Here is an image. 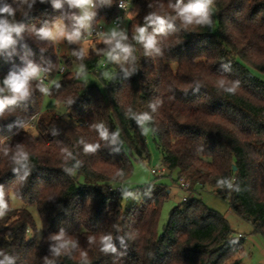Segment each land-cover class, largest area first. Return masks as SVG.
Masks as SVG:
<instances>
[{
	"label": "trees",
	"instance_id": "trees-1",
	"mask_svg": "<svg viewBox=\"0 0 264 264\" xmlns=\"http://www.w3.org/2000/svg\"><path fill=\"white\" fill-rule=\"evenodd\" d=\"M117 1L91 0L93 15L80 26L81 7L66 0L60 8L52 0H0V7L13 9L0 18L23 29L12 34L14 44L0 49V99L12 95L3 83L10 72L29 62L38 69L28 97L0 114V190L7 205L0 217V260L228 264L243 239L232 237L220 213L198 198L186 199L159 231L167 188L149 184L125 192L120 184L131 176L133 161L149 159V127L168 174L176 172L193 190L228 193L230 208L264 237V0H213L199 24L184 23L178 0H134L137 12L120 40L131 51L116 49L115 59L109 56L112 38L92 40L84 51L65 35L60 41L67 53L61 55L54 39L38 35L41 29L53 32L60 21L80 38L101 18L111 22ZM192 2L180 0L181 6ZM157 17L165 21L162 32ZM139 28L155 39L154 48L137 38ZM87 72L97 75L103 90L85 82ZM41 74L48 87L38 80ZM45 94L64 106L62 116L41 111ZM145 113L151 119L142 127L134 116ZM98 125L107 129L108 140L101 139ZM89 144L99 147L86 152ZM18 151L28 154L27 161L16 163ZM220 180L233 187L218 186ZM136 189L150 190L123 208L125 194ZM12 197L25 205L11 208ZM26 205L36 208L39 239ZM61 232L66 247L56 254L60 241L53 237ZM108 236L115 251L103 250Z\"/></svg>",
	"mask_w": 264,
	"mask_h": 264
},
{
	"label": "rangeland",
	"instance_id": "rangeland-1",
	"mask_svg": "<svg viewBox=\"0 0 264 264\" xmlns=\"http://www.w3.org/2000/svg\"><path fill=\"white\" fill-rule=\"evenodd\" d=\"M138 7L134 6L133 11L129 13L123 21L122 27L117 29L113 26L112 22H107L100 19L99 25L104 28L103 37L112 38L113 33L116 34V38L125 36L128 29L129 20L136 14ZM91 11L89 5L81 7V16L84 15L85 11ZM88 24V21L87 23ZM62 27L60 21L56 22L53 28V33H56L57 28ZM60 37L57 36L54 40L56 41V46L59 49V53L66 54L67 47L60 41ZM74 42L84 51L89 48L90 41H82L79 38L74 40ZM74 69L78 72L80 71L77 65H74ZM83 79L88 84H94L100 90H103L102 83L94 72H87L83 74ZM42 112H52L57 116H62L65 112L64 106L53 98L48 97L46 94L43 96L41 102ZM147 131H144L146 137V146L149 153V159L143 161H133V171L131 176L124 182L120 184L121 188L126 192L130 189L144 187L147 185L154 186V184H162L167 188L168 198L164 203L158 223V230L161 231L164 224L167 222L169 213L171 209L179 205L183 201V197L187 199L198 198L200 199L208 208H211L218 213H220L230 224L233 233V238H242L243 247L234 257V259L228 264H264V237L260 234L253 232L252 224L239 217L229 205V195L228 193L217 194L210 189L206 188L203 190H193L191 186L189 190H184L179 185V180H177L176 172H168L165 169L163 174L152 173L151 170H158L162 166L161 163V151L156 146L153 135L151 134L150 128L145 127ZM150 189H136V191L126 193L122 199L123 208H127L131 205L138 203L141 195ZM193 190V191H192ZM25 205L19 199L12 197L10 202L11 208H17ZM26 208L32 214L34 221L37 226V238L41 235V223L36 211L35 206L26 205Z\"/></svg>",
	"mask_w": 264,
	"mask_h": 264
},
{
	"label": "clouds",
	"instance_id": "clouds-1",
	"mask_svg": "<svg viewBox=\"0 0 264 264\" xmlns=\"http://www.w3.org/2000/svg\"><path fill=\"white\" fill-rule=\"evenodd\" d=\"M65 2V0H52V3L54 7L60 8L62 4ZM66 2L75 7H84L86 5H89L91 3V0H66ZM213 0H193L192 3H189L187 5L181 6L180 0H178V3L176 4V10L178 16L182 18L184 23L191 24L193 22L195 23H204L207 20V11L209 6L212 4ZM0 13H7L9 15L13 14V9L8 6L4 5L3 7H0ZM93 13L89 11H85L84 15L81 17H76L77 23L80 26H85L87 21L91 19ZM156 21L161 25L159 31H163V25L165 21L157 17ZM22 26L18 25H12L9 24V22L6 19L0 18V49H5L9 47L10 45L14 44L15 41L13 40L12 34L16 33L17 35L20 34L22 31ZM145 28H139V36L137 37L139 40L144 41L146 48H154L156 41L152 36H145ZM38 35L44 39H55L57 36H67V38L72 41L79 38V31H72V32H65L63 27H58L56 33L47 31L45 29H41L38 33ZM125 39V37L121 36L120 39H116V34L113 33L112 40H115V46L112 50V52H109V56L112 58H116L113 56V52H115L116 49H120L125 54L130 53V49L121 44L120 40ZM112 40L106 41L107 43H112ZM38 73V69L29 62L27 67L22 69L21 71L17 72H10L8 76L4 79V85L7 87V89L12 93L10 97H5L4 99H0V114H3V111L8 104H13L17 100H23L26 99L29 95V88H28V82L29 79L36 76ZM46 91V89H42ZM235 88H229L228 91L232 92ZM4 89L0 88V92H3ZM153 110H155L153 106ZM134 118L136 119L137 123L143 127L145 122L149 121L151 117L145 113L141 115H135ZM100 132V137L103 140H108L109 135L107 132V129L103 127V125L97 126ZM146 132L147 129H144ZM119 133L114 134L111 137V142L115 143L117 140ZM99 145H85V151L86 152H94ZM14 159L16 163L20 164L24 161H27L28 154L24 151H18L16 155L14 156ZM218 186L221 187H227L231 189L233 187L232 183L227 180H220L218 181ZM4 194L3 191L0 190V217L5 215V212L3 209L7 207L5 201H4ZM56 241H60L59 246L54 248L53 251L56 254H59L60 249L66 247V242L63 241V232H61L59 235L53 237ZM102 244H103V250L108 251H115L112 243H111V237H103L102 238ZM0 264H14V260L10 256H5L4 259L0 260Z\"/></svg>",
	"mask_w": 264,
	"mask_h": 264
},
{
	"label": "built area",
	"instance_id": "built-area-1",
	"mask_svg": "<svg viewBox=\"0 0 264 264\" xmlns=\"http://www.w3.org/2000/svg\"><path fill=\"white\" fill-rule=\"evenodd\" d=\"M92 6V2L89 4ZM134 7V0H118L117 1V8L119 10V13L117 16L111 21L113 26L117 29H120L122 27L123 21L126 18V16L133 11ZM103 37V28L100 25H94L91 26L79 39L82 41H92ZM64 70V67L61 66L59 68V72H62ZM38 80L45 84L46 87H48L50 81L47 79V77L44 74H41L38 78ZM152 173H160L163 174L165 172V168L161 167L158 170H151ZM179 185L184 190H189V183L185 181L184 179H179ZM186 197H183V200H186Z\"/></svg>",
	"mask_w": 264,
	"mask_h": 264
},
{
	"label": "crops",
	"instance_id": "crops-1",
	"mask_svg": "<svg viewBox=\"0 0 264 264\" xmlns=\"http://www.w3.org/2000/svg\"><path fill=\"white\" fill-rule=\"evenodd\" d=\"M90 6V5H89ZM91 12V11H90ZM104 20V19H103ZM100 20L97 21L96 25H99ZM101 26V25H100ZM103 28V27H102ZM103 33H104V28H103ZM105 37V36H104Z\"/></svg>",
	"mask_w": 264,
	"mask_h": 264
}]
</instances>
